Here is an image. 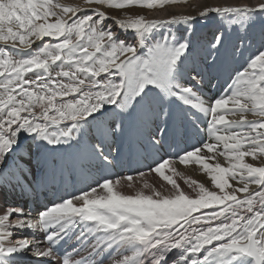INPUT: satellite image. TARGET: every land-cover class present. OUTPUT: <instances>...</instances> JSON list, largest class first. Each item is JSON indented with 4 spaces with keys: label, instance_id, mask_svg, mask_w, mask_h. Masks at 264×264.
I'll return each instance as SVG.
<instances>
[{
    "label": "snow or ice",
    "instance_id": "snow-or-ice-1",
    "mask_svg": "<svg viewBox=\"0 0 264 264\" xmlns=\"http://www.w3.org/2000/svg\"><path fill=\"white\" fill-rule=\"evenodd\" d=\"M181 2L0 0V264H264V0L144 14ZM68 149L100 174L33 208Z\"/></svg>",
    "mask_w": 264,
    "mask_h": 264
},
{
    "label": "bare ground",
    "instance_id": "bare-ground-1",
    "mask_svg": "<svg viewBox=\"0 0 264 264\" xmlns=\"http://www.w3.org/2000/svg\"><path fill=\"white\" fill-rule=\"evenodd\" d=\"M72 1L73 0H65V2H69V3H71ZM208 1L211 3V5H216V4H220V5H225V4H228V5H239V4H243V3L249 2V0H189V1H187V3H185L183 5H174V4L173 5H168L166 7V9H164V10H160V11H156V12H147L146 15L162 16V15H166L167 13L196 15L197 14L196 10H197V8H199L198 6L202 5V4H208ZM251 2L255 3V0H251ZM75 3H78V1L75 0ZM201 21H203V20H201ZM206 23H208V21H206ZM204 24H205L204 22H203L202 25L199 22H196V24L194 25V27H195V32L193 34V39L194 40L203 41V40H205L207 38H210V36H208V34L210 35V33H208V32L211 31V29H214L215 24L211 23L209 28H207V25L206 24L204 25ZM227 35H228V38H229L230 41L237 42V39L234 38V36H233L234 34H233L232 31H229V33H227ZM233 66H235V65H233ZM224 80H225V77L222 76V77H220V79L218 81H216L214 83H216L217 87H219L222 90V87L224 86ZM205 90L208 92V94H210L212 92L213 93L216 92V88H212L211 86L206 87ZM248 117H252V115L249 114ZM68 151H69L72 159H75L76 156L72 155V154H74L76 150L75 149H68ZM246 159H247L248 162L256 163L257 166H259V162H253L250 157L246 158ZM209 162H213V161H209ZM221 162H223V161H221ZM173 166L175 167L176 172L177 173H182L183 176L184 175H189V176L191 175V176L194 177L192 179H195V180H197L199 182H205V183L210 182L208 180V177H206V174L201 170V168L198 165H195V164L184 165V164H180L179 161L178 162L176 161ZM194 169H195V171H194ZM188 173H190V174H188ZM178 176H179L178 179H180V175H178ZM189 176H186V178L189 177ZM184 178H185V176H184ZM184 178L182 180H184ZM147 179L151 183H160L161 182L160 178L155 176V174H152L151 176L147 177ZM181 184H182V181H181ZM123 190L124 191H128V189L126 187Z\"/></svg>",
    "mask_w": 264,
    "mask_h": 264
},
{
    "label": "rangeland",
    "instance_id": "rangeland-1",
    "mask_svg": "<svg viewBox=\"0 0 264 264\" xmlns=\"http://www.w3.org/2000/svg\"><path fill=\"white\" fill-rule=\"evenodd\" d=\"M76 1H78V3H80L81 2V0H76ZM187 1H189V0H186V2H181V3H177V4H174V5H183V4H185V3H187ZM71 3H75V0H73ZM208 4H211L209 1H208ZM173 5V4H172ZM134 11H140L139 9H134ZM197 12L198 11H200V8H197V10H196ZM148 11H146L145 10V12H144V14H146ZM116 14V12H112V15H115ZM197 22H199L201 25L203 24V22L207 25V28H209V26H210V24L211 23H214L215 24V26H214V29H211V31H209L208 33H210V35L208 34V36H212V33L214 32V31H216L217 29H219L220 27H221V25H220V22H218L216 19H211V20H209L208 21V23H206V21H197ZM204 24V25H205ZM223 30L226 32V34L227 33H229V31H232L233 32V36H234V38H236L237 39V43L239 42V40H238V37L239 36H241V35H243L244 33H243V31L241 30V29H239L238 27H233V26H230V25H227V24H225L224 25V27H223ZM257 31H259V27L257 26V27H255V28H253V29H250L249 30V36H254L255 34H256V32ZM255 32V33H254ZM252 33V34H251ZM258 33V32H257ZM254 45H255V42H254ZM249 119H252L253 117H248ZM194 171H195V169H194ZM187 174V173H186ZM188 174H190V173H188ZM170 175H171V173H170ZM185 176V178H186V176H189V175H184ZM184 176L182 177V176H180V179H178L179 178V176L177 175V176H174V179H176L177 180V183H179V184H181V181H182V184H181V186L182 187H186V185H184V183H183V178H184ZM190 178H194L193 176H189ZM207 177V176H206ZM188 178V177H187ZM160 183H162V181L160 182ZM156 184H159V183H156Z\"/></svg>",
    "mask_w": 264,
    "mask_h": 264
}]
</instances>
